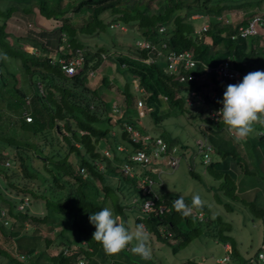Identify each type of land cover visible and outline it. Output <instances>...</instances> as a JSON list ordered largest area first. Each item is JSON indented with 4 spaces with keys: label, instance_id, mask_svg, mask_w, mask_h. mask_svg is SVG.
Segmentation results:
<instances>
[{
    "label": "trees",
    "instance_id": "trees-1",
    "mask_svg": "<svg viewBox=\"0 0 264 264\" xmlns=\"http://www.w3.org/2000/svg\"><path fill=\"white\" fill-rule=\"evenodd\" d=\"M261 1L244 0L241 4L234 1L235 5H232L233 0H160L157 9L151 10V0H66L65 3L63 0H36V7L0 10V200L4 204H0V264H79L80 261L101 264L111 261V258L114 260L115 256L124 261L115 259L113 264H140L143 260L132 252L131 246L119 254H108L100 243L92 240L95 227L89 223V215L104 207L111 208L122 219H126L125 209L133 211L135 228L144 225L151 233L152 252L157 250L155 240L163 246H170L176 258L183 261L177 257V252L195 240L206 244V239L213 237L220 243H213V249L205 247L208 251L206 256L212 255L216 259L227 256L230 264H264L258 259L264 238L256 252L251 256L244 255L232 235L231 223L218 216L209 219L211 212L207 206L196 210V214L185 216L173 207L174 199L179 197L164 192L154 199L153 210L143 215L140 205L148 194L143 192L140 180L153 177L154 173L148 165L139 164L134 166L133 175H123L121 170V164L128 161L127 152L135 147L126 124L145 132L129 115L135 111L132 77H138L139 87L149 93L145 98L149 105L156 103L158 110L161 104L159 96H166L171 107L182 113L193 108L186 104L185 94L189 89H195L207 99L209 92H215L217 97L211 101L215 106L221 99V86L227 83L217 81L211 75L209 82L205 79L182 84L164 74L155 64L140 61L152 57L150 51L126 45L124 47L129 53L122 54L117 50L119 55L113 57L109 55L107 41V44L92 49L82 39V36L94 34L104 37L111 27H117L121 32V27L126 26L156 45L165 41L170 49L193 50L199 61L200 77L203 76L201 63L214 66L227 59L253 72L264 66V34L232 39L231 36L239 25L246 23V19L234 26L216 22L215 17L225 8L242 7L248 11L252 4ZM107 11L111 14L110 19L103 16ZM196 14L212 17L209 29L200 36L195 35V21L191 19ZM17 15L20 18L39 17L45 25L31 20L35 26L32 32L26 34L24 25L22 29L16 27L17 34H14L9 31L7 20ZM79 15H87V19L76 25L71 20ZM46 24L50 26L46 28ZM162 26L165 30L159 32ZM51 37L57 38L56 43ZM111 41L114 48L120 49V44L113 39ZM28 43L38 53L21 49ZM77 50L82 51L84 61L73 75L65 74L58 63H50L53 56L64 57L68 62L78 55ZM134 57H139V60ZM104 60L116 63L128 73L123 77L124 86H117L124 96L123 113L110 110L104 93L100 91L98 94V89H108L109 83H91L89 71L99 70ZM200 105L204 112L200 111L203 124L198 126V130L203 135L201 138L212 146V153L210 161L204 164L202 154L197 152L201 156L199 163L203 172L217 181V185L209 188L216 192L219 200L241 202L247 206L252 222L261 220L264 234V204L258 202L262 195L256 189L254 198L246 200L244 182L240 178L250 174L264 179V126L257 127L258 132L244 141L247 151L244 156L230 140L222 137L221 133L227 127L223 120L211 122L205 113L206 106ZM27 116L30 118L28 121L25 119ZM190 116H193L192 110ZM160 136L170 146H184L178 137L165 133ZM119 146L124 147V152L117 151ZM3 149L7 153L4 154ZM105 149L110 152L109 156L104 153ZM30 158L39 160L37 163L42 162L43 167L31 165ZM8 160L16 166L18 173L21 172L23 179H13L16 173L6 165ZM99 164L103 169L98 168ZM195 166L193 160L191 167ZM81 168L85 169L86 177L81 175ZM190 173L205 185L204 178L192 168ZM2 181L4 185H1ZM153 188L158 193L156 187ZM24 198L34 204L33 208L27 205L18 209L17 204ZM161 203L166 205L162 212L159 211ZM227 207L232 210L230 204ZM38 208L41 212L33 211ZM198 213L203 214L201 219H198ZM211 224L214 234L206 231ZM39 225L61 226L55 238H61L63 245L57 253H52V249L59 246H52L55 238L46 235L36 247L15 245L16 238L29 235L27 229L34 231ZM222 243L228 244V248L224 250ZM152 260L146 262L157 264ZM209 260L186 257L185 264L215 263L213 259ZM158 261L160 264L163 262L161 258Z\"/></svg>",
    "mask_w": 264,
    "mask_h": 264
},
{
    "label": "rangeland",
    "instance_id": "rangeland-1",
    "mask_svg": "<svg viewBox=\"0 0 264 264\" xmlns=\"http://www.w3.org/2000/svg\"><path fill=\"white\" fill-rule=\"evenodd\" d=\"M66 0H63V3H65ZM147 2V0H145ZM236 3H243L244 0H234ZM264 0L261 1L262 5ZM145 3V2H144ZM160 0H151V10L157 9L159 6ZM37 2L36 0H0V10L6 11L7 8L9 7H14L15 9L18 7L22 10L27 9L28 7H36ZM144 5V4H143ZM142 5V6H143ZM232 5H235V3H232ZM253 8V7H252ZM251 8V9H252ZM254 9V8H253ZM252 9V10H253ZM250 10V13L251 11ZM87 13V12H86ZM249 13V15H250ZM70 15V14H69ZM104 17L107 19L111 18V14L109 11L104 12L103 14ZM39 18V17H38ZM2 17H0V22ZM87 19L86 16H78L75 17L73 16V19L71 20L73 23L76 25H81L84 23ZM15 19H9L7 20V23L9 24V31L17 34L16 31L14 30L16 27H20L21 29L23 28L22 25H20ZM113 24H116L115 22H111ZM195 24V29L198 28L197 24H200V21L194 22ZM110 27V26H109ZM20 29V30H21ZM109 32L104 36V37H96L95 34L89 37L82 36L83 41L89 45L90 48L94 49L96 47H99L108 42V47H110L109 55L113 57H117L118 51L120 50L119 53L124 54L125 52H128L127 48L124 46L126 45H135L136 41H141L142 37L141 35L132 28H126V26L121 27L122 31L120 32L119 29L116 28H109ZM19 34V32H18ZM120 44V49L114 48L112 44V39ZM145 40V39H143ZM124 47V48H123ZM135 47H137L135 45ZM138 48V47H137ZM21 49L30 51L34 53H38L37 50L33 49V46L31 44H25L21 47ZM129 53V52H128ZM136 60H139V57H134ZM144 59H140V61H143ZM9 67H12L9 65ZM97 74L96 77H92L91 83H94L95 85H99L100 83H109L110 87L108 89H104L103 87H100V90L98 89V94L101 91V93H104L103 97L107 103V105H110V110H113L114 106H117L116 108L121 109L122 105H120V101L123 100V94L122 90H119L117 86H124V75L126 73L125 69L120 68L119 66L116 65V63H111L108 60H104L102 65L100 66L99 70H96ZM128 73H126V76ZM129 76L132 77V74ZM135 78H138L134 76ZM132 77L131 80L134 78ZM99 81H101L99 84ZM117 81V82H116ZM139 81V79H138ZM132 82V81H131ZM138 87L137 86H133ZM132 87V91L134 94H136L133 99L134 101V110L132 113H134L133 118L135 123L137 124L138 128H142V130L146 132H142L143 134H149L150 136H155L161 133L165 134H170L173 137H178L179 140L182 142L184 145L182 148H179L180 151L176 153V155H184L183 157L181 156L180 164L179 167L177 168H168L166 161H158L156 163L157 167H166V172L163 171L161 173H154V180L157 183L156 189L158 191V194H162L164 192H168L170 194H173L175 196H183L185 203L191 204V198L194 193L199 192L202 197L207 201L206 206L210 210L209 214V219H213L216 216L220 217L223 221H228L231 223L232 226V235L238 242V246L240 248V252L243 253L246 256H251L253 252H256V248L258 247L259 243L261 240L264 238V234L262 231V222L259 219H255L254 223L252 222L250 218V211L247 206H245L241 202H234V201H228V200H219L218 195L216 194L215 191L211 190L209 187L212 185H217V181L212 179L210 176L205 174L203 172V166L200 165L199 160L201 159V156L197 154V148H196V143L200 141V138L203 137L201 135L200 131L198 130V126L202 123V115H200V111H203V108H201V105H197L193 108H190L193 111V116H190V112L186 111L185 113L180 112L179 110L173 109L168 103V101L164 98L159 96L160 101V106L158 110L155 108V104L149 105L145 98L149 96V93H145V90L143 89L141 92L134 89ZM141 87H138V89ZM145 94V96H144ZM141 100L143 103V110L146 113L142 119L136 118V115H138V109H137V101ZM113 101V102H112ZM156 102V101H155ZM122 104V103H121ZM124 104V103H123ZM133 110V107L132 109ZM115 112V111H114ZM120 111H118L119 113ZM204 116V114H203ZM28 117V116H27ZM25 118L28 121V118ZM261 126L259 123L255 125V131L253 133L256 134L258 132L257 127ZM227 131V132H226ZM229 135H228V134ZM222 137L225 139H228L232 142V144L235 145L236 149L238 152L243 154L244 156L247 155L246 147L243 145L245 140L243 141H238L234 138V133H232L230 130L227 128L224 129L221 133ZM103 142V141H102ZM246 144V143H245ZM117 151H120L117 149ZM2 152L5 154L7 151L5 149L2 150ZM214 155V154H212ZM73 157V156H72ZM73 159V158H72ZM193 160L196 163L195 167H191V164H193ZM29 163L34 166H38L39 168L43 167V163H37L36 159H28ZM8 166L10 167L11 170L14 171V174L16 173V176L13 177V179L16 180H21L23 179L19 173L17 172L16 166L11 162V160H8ZM10 163V164H9ZM35 168V167H34ZM190 168L192 170L199 174L200 177L204 178L205 185L200 182L198 179H195L192 174L190 173ZM83 177H86V174L83 175ZM250 174H245L242 175L240 178L242 182H244V194L246 195L245 199L246 200H251L254 198V194L256 192V189L258 193L262 196H264V179L260 177H254ZM1 185H4V182H1ZM7 194H11V192H6ZM260 196V201L259 203L264 204V200L262 199L263 197ZM252 197V198H251ZM251 198V199H250ZM22 203V202H21ZM21 203L17 204L18 209L20 210V206L22 205ZM0 204L2 205L3 202L0 200ZM227 204H230L232 207V210H230L229 207H227ZM4 205V204H3ZM34 204H31L29 201L28 203V208H31V206ZM33 208V206H32ZM40 208V207H39ZM33 210L34 212H41L40 210ZM24 209V208H23ZM5 210V209H4ZM126 212V219L124 218L123 220L126 222V224L134 231L135 230V223H134V218L135 214L133 211H130L129 209H125ZM196 210H193L190 214H196ZM198 219H201L203 217V214H200L197 216ZM1 221V220H0ZM209 226V224H208ZM207 226V227H208ZM221 226V224L219 225ZM60 227H54L50 228L48 226H42L39 225L37 226L36 230H30L29 228V235H22L14 240L15 245L18 246L19 244H26V245H31L33 247H36V245L41 244L43 242V237L46 235L50 238H55L58 235V232L60 231ZM210 234L215 233V229H213V224L210 225L209 229L206 230ZM214 239V240H213ZM208 243H203L198 242L199 240H195L192 242L187 248L180 250L178 253L179 258L184 259L183 261H179L176 256L174 255L173 251L171 250V247L168 245H164L160 242H157L155 240L154 244L155 246L157 245V250L152 252L151 258L157 261V264H160L158 261V258L162 259V264H185L186 257H190L191 259H197V260H207V262H210L209 259H213L215 263L217 264H230L229 262L227 263H220L221 259L218 258H213L211 256H206L208 254V251L205 249V247L208 246L210 249L215 248V242H219L218 239L213 238V237H208L207 239ZM214 241V242H212ZM212 242V243H211ZM222 247L225 250L226 248V243H222ZM59 245L56 248L52 249V253L55 254L57 251H59L60 246L63 245V242L61 238H55V241L52 246ZM163 246V247H160ZM160 247V249H158ZM216 252V250L214 251ZM221 254V253H220ZM117 259L119 261H124L123 258H120L119 256H115L114 260ZM111 258V261L108 260L107 263H101V264H113L114 261ZM152 260V261H154ZM129 263V262H127ZM213 263V264H215ZM140 264H151L150 262H146V260H143L140 262ZM255 264V263H252Z\"/></svg>",
    "mask_w": 264,
    "mask_h": 264
},
{
    "label": "built area",
    "instance_id": "built-area-1",
    "mask_svg": "<svg viewBox=\"0 0 264 264\" xmlns=\"http://www.w3.org/2000/svg\"><path fill=\"white\" fill-rule=\"evenodd\" d=\"M250 13V12H249ZM219 20H222V17H218ZM114 26H118V24H112ZM209 22H204L199 28H196L195 35H202L203 32L209 29ZM34 30V26L32 23H26L25 32L26 34L32 32ZM165 27H160L159 32H164ZM264 34V10H256L253 9L248 15L246 19V23L244 25H239L237 28L236 33L231 36L232 39L236 38H252L255 36L263 35ZM141 50L150 51L153 56L144 59L143 61L147 64H155L159 67L164 74L169 77L174 78L179 83L188 84L203 81L206 79L207 82L210 81L211 75H214L215 80L226 82L227 84H223L221 86V99L223 97V93L229 84H237L239 83L242 78L249 73L248 69L238 67L232 63V60H224L218 63L217 65L211 66L205 63H201L202 65V77L198 75V64L199 61L195 58L193 50L185 49V50H174L170 49L165 41H162L160 45H156L152 43L150 40H141L136 41L135 44ZM35 49V47H33ZM30 52V51H29ZM32 52V50H31ZM78 55L74 58L70 59L68 62L64 57L53 56L51 58L50 63L55 64L58 63L63 70V72L67 75H73L77 73L84 61V55L81 50H77ZM259 71H264V66L260 68ZM97 72L94 70L89 71V77H96ZM139 87L138 78L132 79V86ZM133 87L138 91H142L143 88ZM208 99L203 96L201 93H198L195 89H189L188 92L185 94L186 104L195 107L196 105L202 104L206 106L205 113L207 117L210 118L211 122L217 123L222 118L218 116L219 109L222 108V103H218L217 105H213L211 103L212 100H215L217 94L215 92L208 93ZM167 100V97L164 96ZM114 106L113 111L121 112V109L116 108ZM137 109L139 117H143L145 112L143 110V103L141 100L137 101ZM119 112V113H120ZM28 120L30 119L27 117ZM127 130L131 133V140L133 143L140 144V148L134 151L130 158L134 163L143 165H148L150 171L161 173L162 167H157L155 164L158 161H166V164L169 168H176L180 164L181 156L184 155H176L178 151L177 146H170L167 142L160 137L151 138L147 134L141 133L135 127L126 124ZM229 130V129H228ZM152 139V140H151ZM148 142H145L147 141ZM197 152L202 154V161L204 164H207L210 161V154L212 153V146L206 141L204 138H200V141L196 143ZM118 150H124L123 146H119ZM104 153L109 156L110 152L105 149ZM6 165L8 163L6 162ZM99 169H103L102 165H98ZM123 171L129 173V175H133V168L130 163L125 164L123 166ZM80 173L85 175V169L81 168ZM141 188L144 193L148 194V197L142 202L140 205V212L143 215L147 214L148 212L153 210L154 199L159 198L157 193L153 190L154 185L156 184L153 177H144L140 180ZM176 199H174L175 201ZM20 206L21 209L25 208L28 205V199L24 198ZM166 208L164 203L159 205V211L162 212ZM202 213H199V215ZM4 215V212H2ZM264 222V217L262 219ZM164 231L165 229H160ZM220 263H226L228 261L227 256H223ZM258 259L264 263V241L261 244V250L258 253ZM218 260V259H217ZM79 264H84V261H80Z\"/></svg>",
    "mask_w": 264,
    "mask_h": 264
},
{
    "label": "clouds",
    "instance_id": "clouds-1",
    "mask_svg": "<svg viewBox=\"0 0 264 264\" xmlns=\"http://www.w3.org/2000/svg\"><path fill=\"white\" fill-rule=\"evenodd\" d=\"M218 103H222V108L219 109L217 114L222 118L224 125L234 133L236 140L243 141L252 136L257 123L264 126V71L249 72L239 83L227 85L222 100L218 101ZM150 137L162 138L159 134ZM145 142H148V140ZM142 143L136 144L132 142L135 147L133 150L129 149L130 152H127L128 161L121 164L122 168L128 163L134 168L137 163H134L130 156L140 148ZM124 150L120 152H124ZM121 170L123 175H129L123 169ZM156 185L157 183L154 187ZM153 190L155 191L154 188ZM157 195L159 196L158 193ZM133 203H135V199ZM206 204L207 201L199 192L192 195L191 205L185 203L183 196H179L178 199L173 201L175 210L185 216L189 215L194 209L202 210ZM89 223L95 227V231L92 233V240L100 243L108 254H119L131 246L132 252L142 260L151 259V233L144 225H137L133 231L121 217L115 215L114 211L108 207L90 214ZM227 248L228 244L226 245Z\"/></svg>",
    "mask_w": 264,
    "mask_h": 264
},
{
    "label": "crops",
    "instance_id": "crops-1",
    "mask_svg": "<svg viewBox=\"0 0 264 264\" xmlns=\"http://www.w3.org/2000/svg\"><path fill=\"white\" fill-rule=\"evenodd\" d=\"M233 3H234V0H233ZM263 4H264V2H263ZM254 9H256V10H264V5H262V3L260 2V3H258V4H252L251 5ZM252 8V9H253ZM252 9H250V10H252ZM154 10V9H153ZM250 10H248L247 11V9H244V8H242V7H234V6H231L230 8H225L223 11H222V13L220 14V15H218V16H216L215 17V21L217 22V21H219V22H221L222 24H224V25H231V24H233L234 26H237L238 24H240V23H242L245 19H247V17H248V15H249V12H250ZM38 13H36V15H37ZM39 15V14H38ZM222 17V20H219L218 19V17ZM17 17H19L18 15H17ZM17 17H15V18H13V19H15L16 21H17V19H18V23L20 24V25H22V26H24V25H26V23H27V21L29 20V21H31V20H33L34 22H38V21H41V19L40 18H38V17H36V16H34V17H22V18H17ZM191 19H193V21H195V22H198V21H200V24H197L198 25V28L204 23V22H206V21H208L209 22V26H210V21H211V19H212V17L210 16V15H204V14H196V15H192V18ZM15 20H13V21H15ZM31 23H32V25L34 24L32 21H31ZM41 23H42V21L40 22V25H41ZM44 23V22H43ZM42 23V25H45V24H43ZM38 25V24H37ZM34 26V25H33ZM50 25H47L46 24V28L47 27H49ZM34 28H35V26H34ZM38 30V29H37ZM36 30V31H37ZM40 30H45V29H39L38 31H40ZM51 36H53V35H51ZM52 38V40H53V42H55L56 43V40H57V38L56 37H51ZM54 46V44H52V47ZM117 82V81H116ZM119 88V87H118ZM123 99H124V96H123ZM113 102V101H112ZM121 103H120V105H122V107H121V112L120 113H123L124 112V102H123V100H121L120 101ZM169 104V103H168ZM170 106H171V104H169ZM197 106V105H196ZM146 114V113H145ZM130 115V117H132L133 118V115H134V113H130L129 114ZM145 116V115H144ZM143 116V117H144ZM136 118H139V119H142V117H139V116H137L136 115ZM134 119V118H133ZM227 127H225L224 129H226ZM228 129V128H227ZM227 132V131H226ZM162 134V133H161ZM228 134V133H227ZM229 135V134H228ZM179 167V166H178ZM169 168V167H168ZM170 169V168H169ZM166 167L162 170V172L163 171H165L166 172Z\"/></svg>",
    "mask_w": 264,
    "mask_h": 264
}]
</instances>
